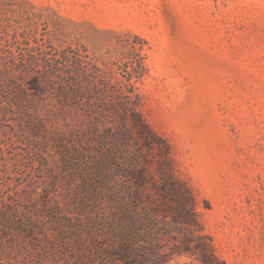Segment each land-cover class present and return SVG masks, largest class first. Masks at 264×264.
Masks as SVG:
<instances>
[{"label": "rangeland", "instance_id": "374dc122", "mask_svg": "<svg viewBox=\"0 0 264 264\" xmlns=\"http://www.w3.org/2000/svg\"><path fill=\"white\" fill-rule=\"evenodd\" d=\"M168 177L264 264V0H0V264H121L116 195Z\"/></svg>", "mask_w": 264, "mask_h": 264}, {"label": "trees", "instance_id": "16d2710c", "mask_svg": "<svg viewBox=\"0 0 264 264\" xmlns=\"http://www.w3.org/2000/svg\"><path fill=\"white\" fill-rule=\"evenodd\" d=\"M144 175L139 173L137 181ZM113 259L121 264H166L175 254L199 252L204 264H221L203 234L190 190L175 178L127 189L115 197Z\"/></svg>", "mask_w": 264, "mask_h": 264}]
</instances>
